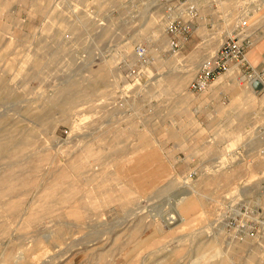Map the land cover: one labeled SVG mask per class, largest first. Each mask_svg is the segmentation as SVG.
Listing matches in <instances>:
<instances>
[{"label":"rangeland","instance_id":"374dc122","mask_svg":"<svg viewBox=\"0 0 264 264\" xmlns=\"http://www.w3.org/2000/svg\"><path fill=\"white\" fill-rule=\"evenodd\" d=\"M257 14L0 0V264H264V85L240 86L264 78ZM232 35L249 64L190 91Z\"/></svg>","mask_w":264,"mask_h":264},{"label":"built area","instance_id":"2783aa9c","mask_svg":"<svg viewBox=\"0 0 264 264\" xmlns=\"http://www.w3.org/2000/svg\"><path fill=\"white\" fill-rule=\"evenodd\" d=\"M243 26H247V21H245ZM236 37H238V35L228 36L212 55L208 56L200 63L189 84L190 91L201 93L205 91L216 78L232 67L241 69L243 66L249 64L245 52V39L239 43ZM136 51L140 55H144L145 53L143 47H138Z\"/></svg>","mask_w":264,"mask_h":264},{"label":"crops","instance_id":"0c3cea01","mask_svg":"<svg viewBox=\"0 0 264 264\" xmlns=\"http://www.w3.org/2000/svg\"><path fill=\"white\" fill-rule=\"evenodd\" d=\"M228 5V4H227ZM231 6H233L234 8H235V5L234 4H231ZM256 14V13H255ZM239 19H237V21L235 22V25L232 27V31H230V33H233V32H235L236 30H238V27H241V26H243L245 23L243 22V19H240L239 21H238ZM264 23V15H261V14H257V16L255 17V18H253L252 20H251V26L252 25H262ZM264 63V62H263ZM263 63H261V64H263ZM195 71V70H194ZM231 76L234 80H238L239 81V77H238V74L236 73V71H233V72H231L230 74H227V75H225V76H223V77H221V83H222V81L226 78V77H228V76ZM257 76H255V77H252V78H250L249 79V81H248V83L246 84V85H243V84H240V86L241 87H243V91L245 92V98H246V101L248 102V103H250V102H252V100L254 99V97H253V94H251L249 91H248V89H249V87H251V81L253 80V79H255ZM262 78V77H261ZM262 80L264 81V78H262ZM224 83V82H223ZM225 84V83H224ZM235 105H241V103H240V101L239 100H237V101H235Z\"/></svg>","mask_w":264,"mask_h":264},{"label":"bare ground","instance_id":"6f19581e","mask_svg":"<svg viewBox=\"0 0 264 264\" xmlns=\"http://www.w3.org/2000/svg\"><path fill=\"white\" fill-rule=\"evenodd\" d=\"M235 68V67H234ZM235 69H237V68H235ZM252 77H255V76H252ZM251 77V78H252ZM259 82H262V85H264V81L262 80V78L258 75L257 76V78H255V79H253L252 81H251V86H254V84H257V83H259ZM165 220V219H164ZM166 221V223H168V221L167 220H165ZM161 222H162V220H161ZM160 222V223H161ZM163 223V222H162ZM165 223V222H164ZM165 223V224H166ZM162 227V226H161Z\"/></svg>","mask_w":264,"mask_h":264},{"label":"water","instance_id":"95a60500","mask_svg":"<svg viewBox=\"0 0 264 264\" xmlns=\"http://www.w3.org/2000/svg\"><path fill=\"white\" fill-rule=\"evenodd\" d=\"M259 83H260V82H259ZM259 83H257V84H254V86L258 85Z\"/></svg>","mask_w":264,"mask_h":264}]
</instances>
